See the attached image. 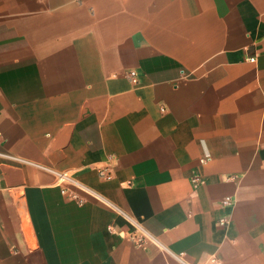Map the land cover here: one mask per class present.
I'll return each mask as SVG.
<instances>
[{
  "label": "crops",
  "instance_id": "0c3cea01",
  "mask_svg": "<svg viewBox=\"0 0 264 264\" xmlns=\"http://www.w3.org/2000/svg\"><path fill=\"white\" fill-rule=\"evenodd\" d=\"M0 264H264V0H0Z\"/></svg>",
  "mask_w": 264,
  "mask_h": 264
},
{
  "label": "built area",
  "instance_id": "2783aa9c",
  "mask_svg": "<svg viewBox=\"0 0 264 264\" xmlns=\"http://www.w3.org/2000/svg\"><path fill=\"white\" fill-rule=\"evenodd\" d=\"M250 61L254 62L255 58L251 57L249 58ZM137 73L135 71H130L128 73V77L130 78V80L134 83L137 82ZM211 157L209 154H205L203 157L200 158V162L202 163H206L208 161H210ZM98 174L105 178V179H110L111 178V174L109 172L106 171L105 168H99L98 169ZM63 180L66 184L75 187L77 190L89 193V194H93V191H91L90 189L86 188L85 186L81 185L80 183H77V181H75L70 175H66V174H62ZM200 181V178L198 176H195L192 178V182L196 185L198 182ZM63 192H66V188H64L62 190ZM70 195L72 198L76 199L79 203H81L83 201V199L74 191H69ZM220 203L223 206H232L233 205V198L231 196H224ZM219 224L221 225H227L228 221L225 219H219ZM147 240H151L146 234L142 233L141 235L138 236H134V242L136 243V245L144 247L146 245Z\"/></svg>",
  "mask_w": 264,
  "mask_h": 264
}]
</instances>
